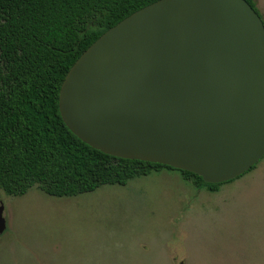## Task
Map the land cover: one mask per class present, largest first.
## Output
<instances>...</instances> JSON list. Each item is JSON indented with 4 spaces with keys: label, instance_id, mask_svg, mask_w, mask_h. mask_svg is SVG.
Returning <instances> with one entry per match:
<instances>
[{
    "label": "water",
    "instance_id": "1",
    "mask_svg": "<svg viewBox=\"0 0 264 264\" xmlns=\"http://www.w3.org/2000/svg\"><path fill=\"white\" fill-rule=\"evenodd\" d=\"M58 104L106 154L235 179L264 156L263 20L246 0H156L80 55Z\"/></svg>",
    "mask_w": 264,
    "mask_h": 264
},
{
    "label": "rangeland",
    "instance_id": "2",
    "mask_svg": "<svg viewBox=\"0 0 264 264\" xmlns=\"http://www.w3.org/2000/svg\"><path fill=\"white\" fill-rule=\"evenodd\" d=\"M0 201V264H264V156L216 192L162 169L75 196L0 191Z\"/></svg>",
    "mask_w": 264,
    "mask_h": 264
},
{
    "label": "trees",
    "instance_id": "3",
    "mask_svg": "<svg viewBox=\"0 0 264 264\" xmlns=\"http://www.w3.org/2000/svg\"><path fill=\"white\" fill-rule=\"evenodd\" d=\"M154 1L0 0L3 194L21 196L38 187L51 196H75L162 169L178 171L209 192L234 180L207 183L189 171L106 154L79 139L61 117L60 86L80 55L107 29ZM246 1L256 10L254 0Z\"/></svg>",
    "mask_w": 264,
    "mask_h": 264
}]
</instances>
